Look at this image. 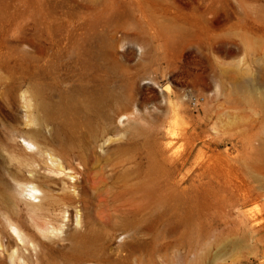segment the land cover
<instances>
[{
  "label": "rangeland",
  "instance_id": "obj_1",
  "mask_svg": "<svg viewBox=\"0 0 264 264\" xmlns=\"http://www.w3.org/2000/svg\"><path fill=\"white\" fill-rule=\"evenodd\" d=\"M26 104L81 180V223L31 264H264V0H0V146L19 156ZM17 198L0 193L11 253L5 217L41 222Z\"/></svg>",
  "mask_w": 264,
  "mask_h": 264
},
{
  "label": "bare ground",
  "instance_id": "obj_2",
  "mask_svg": "<svg viewBox=\"0 0 264 264\" xmlns=\"http://www.w3.org/2000/svg\"><path fill=\"white\" fill-rule=\"evenodd\" d=\"M23 116L25 127L14 132L11 138L8 137L6 143L9 144L14 136H20L28 147L35 148L36 151L19 156L14 153L12 145L0 146V193L14 206L18 204L17 193L28 196L30 211L39 216L41 222L35 225L39 231L37 234L31 231L19 213L6 216V224L14 230L20 240H14L11 253L8 245L4 247L0 235V255L18 257L20 248L31 244V255L26 254L22 258L24 264H31L38 249L48 242L57 241L65 228L69 227L70 220L72 223L75 220L76 225L81 223L79 210L74 205L76 199L73 197L80 187L81 180L79 170L69 164L61 152L51 144V139L44 132L41 119L32 110L31 104L25 105ZM22 166L27 168L28 176L21 174ZM11 181L14 185H10ZM0 227L6 229L2 220Z\"/></svg>",
  "mask_w": 264,
  "mask_h": 264
}]
</instances>
